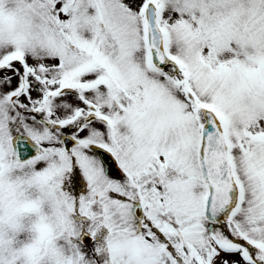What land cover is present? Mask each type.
Segmentation results:
<instances>
[{"label":"snow or ice","instance_id":"obj_1","mask_svg":"<svg viewBox=\"0 0 264 264\" xmlns=\"http://www.w3.org/2000/svg\"><path fill=\"white\" fill-rule=\"evenodd\" d=\"M0 264H264V0H0Z\"/></svg>","mask_w":264,"mask_h":264}]
</instances>
